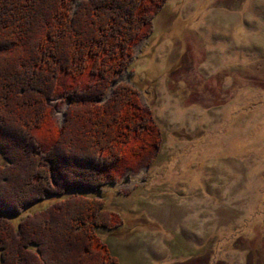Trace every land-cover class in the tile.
<instances>
[{
  "label": "rangeland",
  "instance_id": "374dc122",
  "mask_svg": "<svg viewBox=\"0 0 264 264\" xmlns=\"http://www.w3.org/2000/svg\"><path fill=\"white\" fill-rule=\"evenodd\" d=\"M164 2L103 99L131 85L160 144L80 193L119 214L97 228L118 264H264V0ZM49 104L58 126L68 100Z\"/></svg>",
  "mask_w": 264,
  "mask_h": 264
},
{
  "label": "trees",
  "instance_id": "16d2710c",
  "mask_svg": "<svg viewBox=\"0 0 264 264\" xmlns=\"http://www.w3.org/2000/svg\"><path fill=\"white\" fill-rule=\"evenodd\" d=\"M0 0V264H118L97 228L121 224L85 196L160 144L136 89L118 84L165 0ZM67 99L57 126L51 100ZM111 181V182H113ZM46 198L52 203L17 218Z\"/></svg>",
  "mask_w": 264,
  "mask_h": 264
},
{
  "label": "water",
  "instance_id": "95a60500",
  "mask_svg": "<svg viewBox=\"0 0 264 264\" xmlns=\"http://www.w3.org/2000/svg\"><path fill=\"white\" fill-rule=\"evenodd\" d=\"M94 193H96V195L98 196V197H100V189L98 188V189H96V191L94 192Z\"/></svg>",
  "mask_w": 264,
  "mask_h": 264
}]
</instances>
